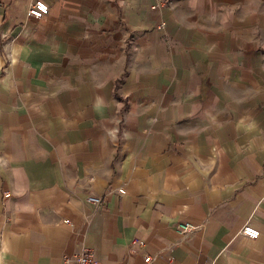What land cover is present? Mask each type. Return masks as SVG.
<instances>
[{"label": "crops", "instance_id": "0c3cea01", "mask_svg": "<svg viewBox=\"0 0 264 264\" xmlns=\"http://www.w3.org/2000/svg\"><path fill=\"white\" fill-rule=\"evenodd\" d=\"M33 1L0 0V264H264V0Z\"/></svg>", "mask_w": 264, "mask_h": 264}, {"label": "built area", "instance_id": "2783aa9c", "mask_svg": "<svg viewBox=\"0 0 264 264\" xmlns=\"http://www.w3.org/2000/svg\"><path fill=\"white\" fill-rule=\"evenodd\" d=\"M174 0H154V2L151 4L152 9H158L163 8L169 4H171ZM49 11V4L44 0H34L29 8H28V15L40 18L44 14H46ZM124 188H119V192H124ZM7 195H9L7 193ZM87 200L90 202H93L95 204H101L102 197L96 194H89L87 196ZM198 225L194 224L191 221L182 220L179 221L177 224V229L184 234H188L195 228H197ZM243 234H246L250 237H258L260 235L259 228L251 225V224H244V226L241 229ZM152 258L150 255L145 256L146 261H150ZM65 264H100L98 259L95 257L94 250L90 246H84L79 252L72 254V255H66L64 257ZM171 264V263H168Z\"/></svg>", "mask_w": 264, "mask_h": 264}]
</instances>
